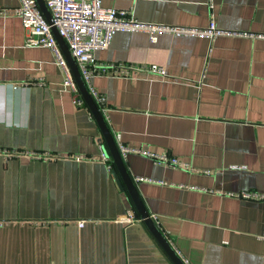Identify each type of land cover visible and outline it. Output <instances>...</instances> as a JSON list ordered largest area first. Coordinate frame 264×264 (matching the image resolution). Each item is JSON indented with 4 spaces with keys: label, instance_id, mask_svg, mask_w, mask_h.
I'll return each instance as SVG.
<instances>
[{
    "label": "crops",
    "instance_id": "crops-1",
    "mask_svg": "<svg viewBox=\"0 0 264 264\" xmlns=\"http://www.w3.org/2000/svg\"><path fill=\"white\" fill-rule=\"evenodd\" d=\"M101 3L141 23L204 30L213 21L225 33L151 43L118 32L95 52L99 62L156 65L166 77L132 71L91 86L106 98L116 145L189 164L122 159L173 249L189 264H264V199L232 196L264 195V0ZM26 37L17 16L0 15V149L9 153L0 154V264H173L119 189L99 128L85 103L73 104L53 53Z\"/></svg>",
    "mask_w": 264,
    "mask_h": 264
},
{
    "label": "built area",
    "instance_id": "built-area-1",
    "mask_svg": "<svg viewBox=\"0 0 264 264\" xmlns=\"http://www.w3.org/2000/svg\"><path fill=\"white\" fill-rule=\"evenodd\" d=\"M17 1V7L13 9H0V15H15L20 19L23 28L27 32L26 46L47 48L53 53L57 64L63 71L64 85L69 87L74 93L73 104L78 107L83 106L84 101L78 92L69 68L51 32V28L38 8L36 0ZM43 2L51 16L53 26L66 43L79 73L87 86L88 92L101 114L106 111V98L91 86L92 78L106 76L125 77L132 71L166 77L164 68L156 65L129 67L123 64H104L99 62L95 57V52L108 49L116 33H145L148 35L151 43H155L158 36L162 34L177 37H208L210 39L225 35V33L216 29L213 21H210L207 29L204 30L141 23L133 17L130 11H117L115 9L104 8L101 0H43ZM31 85L43 86L44 82L37 80L27 84V86ZM116 146L122 159L128 153L136 152L152 159L155 165H164L173 169H190L189 164L166 154L159 155L139 149H129L121 143ZM0 154L9 155L3 149H0ZM76 160H81V157H76ZM101 161L108 163L109 160L105 155H102ZM107 169L111 170L112 165L108 164ZM241 169H244V167H241ZM135 180L137 182L147 181L140 178ZM232 196L255 201L264 199V195L252 192H242ZM151 219L154 221L156 217H151ZM133 220V217L129 218V221ZM82 225V222L78 224L79 227H82ZM177 255L184 264H189L179 253Z\"/></svg>",
    "mask_w": 264,
    "mask_h": 264
},
{
    "label": "water",
    "instance_id": "water-1",
    "mask_svg": "<svg viewBox=\"0 0 264 264\" xmlns=\"http://www.w3.org/2000/svg\"><path fill=\"white\" fill-rule=\"evenodd\" d=\"M36 3L42 15L44 16L46 22L51 28V32L69 68V71L72 75V78L75 82V85L78 89V92L81 98L83 99L86 107L88 108L90 114L92 115L93 119L95 120L99 128L102 139L106 146V151L108 152V156L111 159V163L114 165V168H115L113 173H114L119 189L122 191L125 190L128 193L129 198L132 201V204L135 208L138 219L143 222V224L146 226V228L148 229L152 237L155 239V241L162 248V250L167 255V257L170 259V261L173 264H184L182 260L180 259V257L177 255L176 251L171 246L170 242L160 231V229L158 228V225L151 219L150 215L145 210V207L139 197L135 184L132 181L131 177L129 176L127 170L125 169L124 162L119 155L116 143L113 139V136L110 133L105 123V120L101 112L99 111L97 105L91 98L88 92L87 86L85 85L79 73L77 65L74 59L72 58L66 43L60 37L57 29L53 26L51 16L49 15L43 0H36Z\"/></svg>",
    "mask_w": 264,
    "mask_h": 264
}]
</instances>
